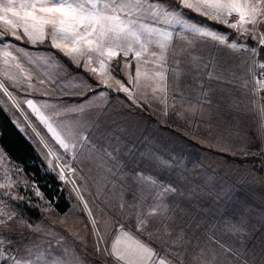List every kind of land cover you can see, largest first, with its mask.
I'll list each match as a JSON object with an SVG mask.
<instances>
[{
  "label": "rangeland",
  "instance_id": "1",
  "mask_svg": "<svg viewBox=\"0 0 264 264\" xmlns=\"http://www.w3.org/2000/svg\"><path fill=\"white\" fill-rule=\"evenodd\" d=\"M159 2L164 6L179 7L168 0ZM155 26L166 29L163 23ZM24 48L35 62L30 63L28 56L10 50L26 69L25 75L33 77L31 83L34 88L28 89L24 76L14 66H5L0 59V82L13 92L20 108L3 92H0V106L12 122L19 124L17 129L34 147L44 163V172L57 182V190L61 191L68 206L64 211L56 210L37 183L0 147V184H13L11 188L0 189V216L6 220L7 213L13 214L10 221L0 226V237L10 241L12 249L31 259L33 264H116L106 250L111 248L120 224L125 225L126 231L130 230L148 242L146 235L135 232L130 225L134 213L152 205L159 190L135 183L129 171L114 177L101 160L89 158L86 149H82L72 162L77 172H65L68 182H62L56 168L57 161L49 157L41 139L61 155L63 151L24 104L27 98H34L38 103L47 100L50 104L75 107L83 100L85 111L69 113L64 120L71 123L78 116L84 126L77 128V132L84 135L93 133V138H96V129L90 127L92 121H99L101 127L110 125L125 139L129 148L140 152L154 151L181 161L178 173L172 177L174 181L183 183L180 179L182 173L203 187L204 191L190 201L179 196H164L159 201L177 205L170 214V227L161 228L152 243L159 253H167L166 259L171 264H264V130L261 127L264 125V99L259 100L254 95L252 106L248 105L247 88L230 77L229 71L233 67L243 70L241 59L235 56L225 59L226 52L221 51V67L217 70L221 80L201 76V70L213 71L201 65L200 71L194 74L195 79L193 74L185 71L174 83L175 76L171 70V77L167 80L169 107L166 115L164 105L154 98L151 90H147L148 106L144 108H136L124 94L119 95L103 85L97 91H105V97L92 93L77 100L71 95L82 93L89 84L82 74L71 73L59 57L50 60L49 64L35 60L38 54L52 52L48 49ZM153 50L158 51L155 46ZM208 50L206 47L203 51ZM185 53L186 56L182 55L178 60L181 62L174 60L176 62L171 64L177 71L193 69L197 63L193 47L185 48ZM117 60L122 68L125 60L120 57ZM112 64L115 66L116 60ZM144 68L152 70L153 66L147 64ZM128 71L134 74L135 61ZM114 75L120 78L122 73L119 76L114 71ZM94 79L97 80L96 77ZM40 80H44L50 89L47 93L39 84ZM57 87L63 89L62 94L56 90ZM202 98L210 103L199 102ZM56 119L59 123L61 118ZM28 122L36 127L40 136L33 132ZM255 143L258 147L252 148ZM64 159L69 157L64 156ZM254 163L263 170L262 173L252 169ZM140 167L146 173L152 171L147 165L140 164ZM208 178H211L210 183ZM181 191L190 194L187 184H183ZM81 196L92 211L91 218L97 221L95 230ZM134 196H139L135 203ZM122 204L126 206L122 208ZM225 208L245 218L248 236L244 237L243 244L237 235L227 231V218L220 219ZM190 216L195 219H190ZM213 220L215 226H212ZM221 244L225 247L222 248ZM227 248L232 251H226Z\"/></svg>",
  "mask_w": 264,
  "mask_h": 264
},
{
  "label": "snow or ice",
  "instance_id": "2",
  "mask_svg": "<svg viewBox=\"0 0 264 264\" xmlns=\"http://www.w3.org/2000/svg\"><path fill=\"white\" fill-rule=\"evenodd\" d=\"M178 4V8H169L159 0H0V59L5 66H14L28 82V89H32L33 77L31 74L25 75L26 69L10 49L28 56L29 62L32 63L35 61L31 55L24 47H19L14 42L24 44L27 41L31 46L44 45L48 42L54 53L38 54L36 61L49 64L50 60L57 57L67 58L68 67L82 70L90 79L97 78L95 85L93 83L86 85L94 95L99 97L107 95L105 91H97V88L103 85L115 93L124 94L125 99L136 108L148 106L147 90H151L154 98L164 105L167 115L169 107L167 53L174 39V31L157 27L156 24L163 23L173 29L179 26L183 32L191 34L202 44L212 42L208 51H201L194 57L197 63L193 69L177 71L173 68L174 83L178 82L180 75L185 71L193 74L195 79L194 74L200 71L201 65L205 69H213L203 72V76L221 80L222 77L217 72L221 65L214 56L216 48H226L233 53L245 51L249 53L250 59L259 57L264 52V33L257 30L258 25L264 24V0H178ZM184 10L216 21L241 36H248L255 46H249L248 41H239V36L230 40L229 33L199 24L190 15L186 16ZM234 15L238 19H230ZM249 25L251 27H248ZM191 45L192 42L189 41V46ZM153 46L158 51L153 50ZM117 57L125 60L122 68ZM114 60L115 66L112 64ZM133 61L134 74L128 71ZM147 64H151L153 69H145L144 66ZM259 67L264 69V63H260ZM114 71L122 73V76L117 78ZM51 83L55 84V81ZM39 84L45 93L50 90L44 80H40ZM255 87L258 91L264 90V79L257 80ZM56 90L63 93L61 87H57ZM0 92L12 100L18 109L20 108L13 92L9 91L4 82H0ZM199 102L210 103L206 98ZM24 104L63 151L61 155L46 140L41 139V143L48 149L49 157L57 161L56 168L62 182H68L65 172L69 174L77 172L72 162L82 149H86L89 158L101 160L114 177L129 171L135 183L147 184L150 188L159 190L152 205L146 210L134 213V220L130 225L135 232L146 235L148 242L137 239L131 231L125 230L124 224H120L114 234L109 254L115 259L116 264H171L170 260L162 257L151 245L154 243L153 237L161 228L170 227L172 223L170 214L177 205L175 202L169 205L159 201L164 196H179L190 201L204 191L201 185L194 183V178L183 176L182 173L180 179L183 183L172 179L173 175L178 173L181 161L154 151L140 152L129 148L119 132L112 130L110 125L101 127L99 121L90 123V127L96 129V138H93V133L84 135L77 132V128L84 126L78 116L71 123H65L64 120L69 113L85 111L83 100L75 107L50 104L47 100L38 103L34 98H27ZM56 118H61L59 123ZM25 120L27 121V117ZM13 124L17 128L20 127L16 121H13ZM28 125L37 136H40L34 125L30 122ZM261 127L264 130V125ZM64 156H68L69 159L65 160ZM51 162L50 159V166ZM140 164L147 165L152 171L146 173ZM72 182L75 184L74 179ZM207 182L210 183L211 178H208ZM183 184L188 185L190 194L181 191ZM11 187H13L11 182L0 184V189ZM76 190L79 191L78 188ZM80 199L88 210L90 223L95 230L97 221L91 218L92 211L83 196ZM138 200L139 196L133 197L134 203ZM125 206L121 205L122 208ZM12 218V213L6 214V220L0 216V226ZM225 218L227 231L237 235L243 244L244 237L248 236L245 218L242 215H235L227 208L220 217L221 220ZM190 219L195 217L190 216ZM196 226L199 227V224ZM212 226H215L214 220ZM180 238L182 239V235ZM97 247L99 249V245ZM221 247L225 246L221 244ZM226 251L231 252L232 249L227 248ZM0 264H33V261L21 256L12 249L10 241L6 242L4 237H0Z\"/></svg>",
  "mask_w": 264,
  "mask_h": 264
},
{
  "label": "trees",
  "instance_id": "3",
  "mask_svg": "<svg viewBox=\"0 0 264 264\" xmlns=\"http://www.w3.org/2000/svg\"><path fill=\"white\" fill-rule=\"evenodd\" d=\"M168 1L174 5L179 6L176 0H168ZM184 12L197 18L200 21L213 25L218 29L228 31L229 34L233 33L231 29L225 28V26L219 24L218 22L209 20L194 12H190L189 10H184ZM17 43L25 47L48 49L54 53V50L50 48V44L48 42H46L44 45L37 44L35 46L28 45L27 41H25L24 44H21L20 42ZM60 60L70 71L81 73L90 83H93L95 85V80L93 78L90 79L88 74H85L82 70H77L68 67L67 58ZM115 73L120 76L119 72H115ZM90 92L91 91H89L88 89H85L81 94H77V95L72 94L71 97L80 100ZM118 94L121 95L120 93ZM0 133H2V135H0V147L5 152L7 157L11 161L15 162L18 166H20V168L25 173H27L31 177V179H33L37 183L38 188L43 192L44 196L51 202L52 206L56 210L60 212L64 211L67 208L68 203L63 198L61 191L57 190V182H55V180L50 174L44 172L43 170L44 163L42 162L41 158L35 151L34 147L28 141V139L25 138L23 134L17 129V127L13 124V122L11 121L9 116L4 112L1 106H0ZM251 147L256 148L258 147V144L255 143ZM226 157L229 156L226 155ZM246 159L253 161L256 160V158H246ZM237 160L240 161V158H238ZM252 169H254L257 173H262L263 171L260 167L256 166L255 163L253 164ZM31 215H35V214H31Z\"/></svg>",
  "mask_w": 264,
  "mask_h": 264
},
{
  "label": "crops",
  "instance_id": "4",
  "mask_svg": "<svg viewBox=\"0 0 264 264\" xmlns=\"http://www.w3.org/2000/svg\"><path fill=\"white\" fill-rule=\"evenodd\" d=\"M178 2V0H176ZM166 7H169V8H172L171 6L167 5ZM173 8H177V7H173ZM185 13V12H184ZM186 15V13H185ZM187 16V15H186ZM194 21L198 22L199 24H203V25H207L209 26L210 28H214V29H218L216 27H214L213 25H210V24H207L205 22H202L200 20H197L195 18H192ZM232 20H235L234 18H230ZM216 22V21H215ZM248 27H251L250 25ZM166 29L167 30H173L174 31V39L172 41V45L170 46L169 50H168V53H167V61H168V74H167V80L169 77V72L171 70H173V67L171 64H174L176 61L177 62H181V61H178L180 60L181 56L185 55L186 56V53H185V48L187 47H190L189 46V41L192 42V45L191 47L194 48V54L196 57L197 54L201 51L204 50V48L206 47H210L211 46V41H207L206 44H202L199 40L195 39L191 34H188V33H185L183 32L179 26H176L175 29H173L171 26L169 25H166ZM220 31H224V30H221V29H218ZM233 31L232 34H230L229 38L230 40L231 39H236L237 36H239V41H249V46L253 47L254 45L251 44V40L250 38L248 37H243L241 35H239V33H236L233 29H231ZM257 30L259 33H264V24H260L258 25L257 27ZM224 32H227L229 33L228 31H224ZM246 39V40H245ZM22 46V45H21ZM25 47V46H24ZM36 49V48H35ZM224 50L226 52V56H225V59L228 57V56H235V58H239L241 59L243 62H244V68L245 66L246 67V70H243L242 71H239L238 69L236 68H232L229 73H230V77H232V79L234 80H237V82L239 83L238 85L240 84H244V85H247L248 87L247 88V97L249 98V101H247L246 103H248V105L252 106L253 104V101H252V98L254 99V94L251 90V87H250V66H249V53L248 52H245V51H240V52H236V53H233L232 51H229L228 49L226 48H216L215 51H214V56L216 57V59L218 60L219 62V57H220V54H221V51ZM180 58V59H179ZM176 60V61H174ZM195 61V60H194ZM196 62V61H195ZM172 67V68H170ZM68 69V68H67ZM70 71V70H69ZM201 72L203 73V71L201 70ZM218 72V71H217ZM71 73H79V72H73L71 71ZM81 74V73H80ZM219 74V73H218ZM203 76V75H201ZM205 77V76H203ZM94 79V77H92ZM95 80V79H94ZM96 81V80H95ZM89 82V81H88ZM90 83V82H89ZM168 84V82H167ZM98 89V88H97ZM77 94H81V93H75L74 95H77ZM89 94H92V92L88 93L87 95ZM243 99V98H242ZM130 231V230H128ZM132 232V231H131ZM132 235H134L137 239H140L144 242H146L144 239H142L141 237H139L137 234H135L134 232H132ZM152 246V245H151ZM110 250L111 248H108L106 251H107V254L110 253ZM110 255V254H109ZM160 255L162 257H166V255H163L162 253H160ZM112 260H115L113 257H112Z\"/></svg>",
  "mask_w": 264,
  "mask_h": 264
},
{
  "label": "built area",
  "instance_id": "5",
  "mask_svg": "<svg viewBox=\"0 0 264 264\" xmlns=\"http://www.w3.org/2000/svg\"><path fill=\"white\" fill-rule=\"evenodd\" d=\"M234 15L232 18H235ZM255 46V45H254ZM253 46V47H254ZM260 63H264V52L259 57H253L250 59V87L255 96L259 98V100L264 99V90H256V81L264 79V69L259 67Z\"/></svg>",
  "mask_w": 264,
  "mask_h": 264
}]
</instances>
